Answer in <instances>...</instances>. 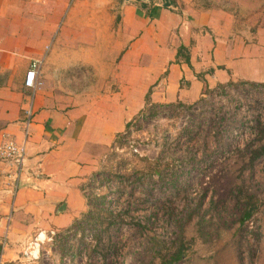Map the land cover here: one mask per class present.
Here are the masks:
<instances>
[{
    "label": "crops",
    "instance_id": "obj_1",
    "mask_svg": "<svg viewBox=\"0 0 264 264\" xmlns=\"http://www.w3.org/2000/svg\"><path fill=\"white\" fill-rule=\"evenodd\" d=\"M109 1L0 0V144L5 135L24 141V109L32 95L26 73L33 60L47 61L16 194L10 191L15 165L0 157L2 264H35L24 250L38 232L69 228L79 219L87 208L83 182L147 106V95L153 103L195 100L204 94L203 72L209 88L264 81V32L253 44H225L205 30L212 21L208 11L147 0H120L113 26ZM181 46L191 64L179 56ZM60 47L68 49L63 67L55 55ZM76 64L115 65L110 72L101 66L99 79L118 87L77 89L61 72Z\"/></svg>",
    "mask_w": 264,
    "mask_h": 264
},
{
    "label": "rangeland",
    "instance_id": "obj_2",
    "mask_svg": "<svg viewBox=\"0 0 264 264\" xmlns=\"http://www.w3.org/2000/svg\"><path fill=\"white\" fill-rule=\"evenodd\" d=\"M119 1L108 2L113 26ZM175 1L211 13L205 30L225 44H253L264 32V0ZM56 50L59 65H67L68 49ZM101 66L110 72L115 65L61 72L77 89L117 88L99 79ZM146 101L83 182L86 210L71 227L55 229L39 264L158 263L157 253L182 237L189 247L181 264H264V151L250 162L264 147V81L217 85L184 103ZM250 195L260 210L241 227Z\"/></svg>",
    "mask_w": 264,
    "mask_h": 264
},
{
    "label": "built area",
    "instance_id": "obj_3",
    "mask_svg": "<svg viewBox=\"0 0 264 264\" xmlns=\"http://www.w3.org/2000/svg\"><path fill=\"white\" fill-rule=\"evenodd\" d=\"M44 57L32 61L29 70L26 73L25 85L32 89V95L29 99L28 106L24 109V123H25V139L22 142H17L9 136H4L5 140L0 144V157L15 165V172L11 175V189L12 194H16L19 189L20 175L24 168V161L27 153V137L30 133L32 118L34 115V94L38 87L42 85L39 79L41 75ZM119 150V145L117 146ZM57 235L55 229H42L38 234L26 245L25 255L32 263L39 264L41 259V247L45 242H52ZM4 245L0 249V264L3 263Z\"/></svg>",
    "mask_w": 264,
    "mask_h": 264
},
{
    "label": "trees",
    "instance_id": "obj_4",
    "mask_svg": "<svg viewBox=\"0 0 264 264\" xmlns=\"http://www.w3.org/2000/svg\"><path fill=\"white\" fill-rule=\"evenodd\" d=\"M175 3H176L175 0H164L163 5L171 6V5H174ZM185 50L187 49L181 46L178 54L179 56L180 54L183 55L185 58V61L188 64H191L190 54L185 53ZM207 72L211 73L213 72V69H209ZM204 74L205 72L198 74V77L202 78V80L204 81L205 86H204L203 93H205L209 89L208 82L205 79ZM228 83L233 84L232 81H229ZM263 151H264V147L260 149L259 151H257L255 155L251 157L250 162L253 163L256 157H258ZM244 204H245V207H244V210L240 218L241 227H243L246 221L254 217L257 214V212L260 210V203L258 199L256 198V196L254 195L248 196V199L244 202ZM190 242H193V239L190 240L189 243ZM188 247L189 245H187V242L182 237L181 239L178 240V244L173 246L170 251L165 252L164 250H160L159 253H157V256H159V262L151 263V264H181L184 258L186 257V251Z\"/></svg>",
    "mask_w": 264,
    "mask_h": 264
},
{
    "label": "water",
    "instance_id": "obj_5",
    "mask_svg": "<svg viewBox=\"0 0 264 264\" xmlns=\"http://www.w3.org/2000/svg\"><path fill=\"white\" fill-rule=\"evenodd\" d=\"M149 2H157V3H160L162 0H147ZM164 1V0H163Z\"/></svg>",
    "mask_w": 264,
    "mask_h": 264
}]
</instances>
